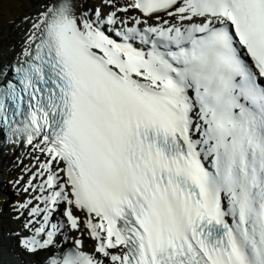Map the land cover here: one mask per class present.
Segmentation results:
<instances>
[{
    "label": "snow or ice",
    "instance_id": "1",
    "mask_svg": "<svg viewBox=\"0 0 264 264\" xmlns=\"http://www.w3.org/2000/svg\"><path fill=\"white\" fill-rule=\"evenodd\" d=\"M25 23L0 41V137L33 161L16 264H264V0H37Z\"/></svg>",
    "mask_w": 264,
    "mask_h": 264
},
{
    "label": "rangeland",
    "instance_id": "2",
    "mask_svg": "<svg viewBox=\"0 0 264 264\" xmlns=\"http://www.w3.org/2000/svg\"><path fill=\"white\" fill-rule=\"evenodd\" d=\"M36 3L37 0H0V36H7L10 26L17 23L21 18L32 14V11L36 10L34 7ZM22 158L24 159V157L20 155H17L15 158V166L18 167L17 170H15V167L10 173L6 172V174H2V172H0V253L3 254L4 257H8L9 260L14 261L13 264H16L19 258H16L17 255H14L13 252L8 253L7 251L8 245L2 232L4 226L2 225L1 216L6 214L7 211L13 210L15 204L23 201L20 197L19 199L13 194L14 188L17 187L14 181L21 177L20 173L24 170V167L19 164ZM30 163L31 161L29 164ZM15 172L17 173L15 174Z\"/></svg>",
    "mask_w": 264,
    "mask_h": 264
},
{
    "label": "bare ground",
    "instance_id": "3",
    "mask_svg": "<svg viewBox=\"0 0 264 264\" xmlns=\"http://www.w3.org/2000/svg\"><path fill=\"white\" fill-rule=\"evenodd\" d=\"M34 7L36 8V4L34 5ZM34 11L35 10H33L32 13ZM27 27H28V24L25 23V17L21 18L17 23H15L14 25H12L8 28L9 33L7 36H4V37L0 36V41H2L5 46H7L9 43L19 44L22 41L24 31L26 30ZM17 155L24 157V159L23 158L21 159V160H23V164H21V166H23L24 168L27 167L28 165H30L31 163H33V161L29 160L28 157L22 155L19 151L12 152L9 150L8 147H4L2 140L0 139V172H2V174H6V172L10 173V171L14 170V168L16 167L15 166V158L17 157ZM30 161H31V163L29 164ZM17 169H18V167L15 168V170H17ZM16 173L17 172H15V174ZM20 174H21V176L25 177V180H27L28 174L24 170ZM20 187H22V185L19 187L18 186L15 187L13 190V194L16 197H18V198L20 197L22 200H25L28 198V194L23 193L20 190ZM10 209H8V210H10ZM15 216H16V212L14 209L7 211L6 214L1 216L2 225L5 227V228L3 227L2 232L4 234L5 240L7 241L6 242L8 245L7 251H8V253L13 252L14 255L16 254V249L14 247L15 240L11 236V233L18 231L20 229V223L15 219ZM92 246H93V242L91 240L85 241L86 250L91 251ZM16 258H18V257H16ZM13 262L14 261L9 260L8 257H4L3 254L0 253V263L1 264H13Z\"/></svg>",
    "mask_w": 264,
    "mask_h": 264
}]
</instances>
